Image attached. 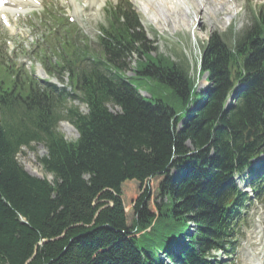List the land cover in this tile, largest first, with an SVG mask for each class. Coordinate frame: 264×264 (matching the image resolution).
Returning a JSON list of instances; mask_svg holds the SVG:
<instances>
[{"label": "trees", "instance_id": "obj_1", "mask_svg": "<svg viewBox=\"0 0 264 264\" xmlns=\"http://www.w3.org/2000/svg\"><path fill=\"white\" fill-rule=\"evenodd\" d=\"M106 15L95 54L65 39L54 63L42 61L70 91L0 63V264H212L232 244L245 200L232 175L264 154V13L232 46L210 37L202 91L186 65L151 55L126 7ZM236 83L245 90L226 109ZM31 144L45 149L51 183L17 162Z\"/></svg>", "mask_w": 264, "mask_h": 264}, {"label": "rangeland", "instance_id": "obj_2", "mask_svg": "<svg viewBox=\"0 0 264 264\" xmlns=\"http://www.w3.org/2000/svg\"><path fill=\"white\" fill-rule=\"evenodd\" d=\"M42 1L43 0H37L36 8L29 9V7H26V11H24L23 14L39 10L43 4ZM129 1L132 4L133 9L136 11L143 29V33L145 38L149 41L148 45L152 49V52L154 54L159 53L167 55L173 61H180L182 56H176L170 50L174 48V45H176V48H174V53H182L185 58L187 56L189 57L190 62L188 61L187 64L188 69L192 74L191 76L196 79L195 85L198 87V89H203L207 84L205 83V75L199 78L197 77L195 62L197 61L200 50L204 46L209 35L211 33H219L224 35L226 39L236 36L244 28L251 24L253 12H257L261 7H264V0H225V4L218 5L216 8H214L215 6L211 4L210 0H205L204 6L200 8L201 12L197 16L199 19H197L195 22V28L194 30H191V18L188 20L186 19L185 22L182 23V20L179 19V15H184L188 18L187 14L185 12H175L176 14H173L168 1ZM219 1L221 0H218L217 3H219ZM55 3L57 2L52 0V8L49 9V12H53L57 18H65L67 13L73 16L77 21V24H71L72 26L67 25L69 27L66 28L68 31L72 32L77 30L76 32L78 33V38L85 37L88 40L91 49L96 51V39L97 35L99 34V27L101 25H105L106 23L103 7L106 5V3L115 4L116 0H68V4L66 6H63L60 3L57 5ZM161 4L163 7L162 12L158 8V5ZM231 4L232 7L230 8ZM44 5L48 6L49 2H45ZM40 15L41 13L36 14L34 18V23L37 27L35 31H32L28 27L22 16L18 18L17 25L23 29V35H20L18 32H9L7 36L11 35L16 39H10L8 37V40H10L12 44L8 45V47L4 46L2 49L5 51L4 53L9 57V59H13L15 63L19 64L20 59H24L25 61L23 65H25V68L28 71H32L38 79L53 83L57 82V84L60 86V83H58L57 80L45 75L42 66L39 64L40 58L38 54H35V52L32 54L30 50L33 46H39L45 52L50 53L51 56V48L46 44V40L42 39L47 36L45 34L46 28L52 25V27H55L56 29H61V24L63 22L60 19L54 23L53 18V23H48L43 26V24H39L36 19V16ZM228 27L233 28L230 31ZM61 32H63V29H61ZM23 37L25 40L23 46L20 47V50L19 46H16V42L18 41L17 39L20 40ZM174 40L175 44L173 43ZM20 51H27L30 58H27L25 54L18 56ZM1 56L3 57V55ZM51 58L54 60L53 55ZM3 59L5 60V57H3ZM63 80L66 84V77ZM146 90L149 93H152L153 88L149 85H146ZM73 105L77 106L81 112H86V106L79 100H74ZM110 109L117 111L115 108L110 107ZM58 129L68 141H75L78 137L76 130L66 122L59 123ZM45 153L46 151L42 145L31 144L29 148L22 147L16 158L18 163L30 174L52 182V175L45 173L38 163V159L45 156ZM149 183L150 188L153 189L152 181H149ZM144 189L145 187L142 188V191ZM150 195L153 197V190L150 191ZM240 230L241 237L245 235L244 232L248 233V236H245L244 238L238 236L237 248L234 252V255L228 258L226 261H229V264H238V261L240 264H264L263 204L254 205V207L249 209L245 218L244 226ZM219 258L224 260L223 255H219Z\"/></svg>", "mask_w": 264, "mask_h": 264}, {"label": "bare ground", "instance_id": "obj_3", "mask_svg": "<svg viewBox=\"0 0 264 264\" xmlns=\"http://www.w3.org/2000/svg\"><path fill=\"white\" fill-rule=\"evenodd\" d=\"M164 1H168V4L171 6L172 9L171 12L173 14H176L175 12H185L187 14L188 18L185 17L184 15H179V19L182 20L183 23L185 22L186 19L188 20L189 18L192 17L197 18V16L201 12L200 8L204 6L205 0H164ZM210 2L211 4H213V6H215L214 8H216L218 5L225 4V0H221L219 1V3H217L218 0H210ZM158 8L161 10V12L163 11L162 4L158 5Z\"/></svg>", "mask_w": 264, "mask_h": 264}, {"label": "water", "instance_id": "obj_4", "mask_svg": "<svg viewBox=\"0 0 264 264\" xmlns=\"http://www.w3.org/2000/svg\"><path fill=\"white\" fill-rule=\"evenodd\" d=\"M249 137H250V132H248V133L246 134V140H249Z\"/></svg>", "mask_w": 264, "mask_h": 264}]
</instances>
